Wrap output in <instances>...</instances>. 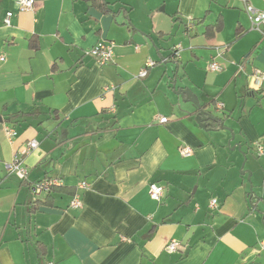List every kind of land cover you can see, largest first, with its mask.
Returning <instances> with one entry per match:
<instances>
[{
    "label": "crops",
    "instance_id": "0c3cea01",
    "mask_svg": "<svg viewBox=\"0 0 264 264\" xmlns=\"http://www.w3.org/2000/svg\"><path fill=\"white\" fill-rule=\"evenodd\" d=\"M17 1L0 0V264H264V33L246 9L264 0ZM104 39L100 64L88 51ZM174 85L222 122L200 124ZM46 177L63 185L36 197Z\"/></svg>",
    "mask_w": 264,
    "mask_h": 264
},
{
    "label": "built area",
    "instance_id": "2783aa9c",
    "mask_svg": "<svg viewBox=\"0 0 264 264\" xmlns=\"http://www.w3.org/2000/svg\"><path fill=\"white\" fill-rule=\"evenodd\" d=\"M18 7L20 10H33L35 8L36 0H18ZM246 9L251 17L252 22V28L258 29L264 33V7L263 8H257L251 4L246 5ZM14 16V11H8L5 15L4 21L7 25H10L12 23V18ZM188 28H191L193 26V23L188 22L187 23ZM113 47L114 42L109 40H101L98 43H96L88 52L100 63L105 64L112 60L113 58ZM182 48V45L179 44L174 47V54L178 55L180 49ZM226 47L216 46V55L215 57L221 56L225 53ZM5 57L3 55H0V59H4ZM157 64V61H155L152 58H149L145 66L140 70L139 76H146L149 71V67L155 66ZM209 68L214 71H220L223 67L220 63H218L216 60H213ZM252 79V88L253 89H259L264 93V70L256 69L251 74ZM113 88V85L106 86L107 90H111ZM217 106L219 108L224 107V103L219 101L217 103ZM112 110L114 111V107H112ZM161 122H165L168 120V117L161 116L160 118ZM5 131L9 138L14 137L17 132L16 130L9 126H5ZM39 145V142L36 139L31 140L28 145L23 149V152L28 154L31 151H33L35 148H37ZM258 149L261 153H264V148L262 145H258ZM180 153L184 156H189L193 153L192 147L188 145H184L180 148ZM8 168L11 172L15 173L18 178H20L23 181H26L29 178V169L24 164L23 159L18 155L15 154L13 160L8 164ZM63 185V181L59 177H46L37 181H34L30 185L31 192L36 196L40 197L44 194L50 193L54 187ZM80 187L85 188L88 186L86 182H81L79 184ZM150 196L156 200L160 201L164 195V186L157 184V183H151L149 188ZM217 199L214 198L211 202V206L216 207ZM83 206V201L80 199L78 194H75L74 198L70 202V207L72 208H81ZM180 247V243L177 239H172L166 246V250L169 252L177 251ZM262 248H264V242H262Z\"/></svg>",
    "mask_w": 264,
    "mask_h": 264
},
{
    "label": "water",
    "instance_id": "95a60500",
    "mask_svg": "<svg viewBox=\"0 0 264 264\" xmlns=\"http://www.w3.org/2000/svg\"><path fill=\"white\" fill-rule=\"evenodd\" d=\"M174 88H175L174 92L176 94H179V95L186 94L188 96V99H186V100H189V101L194 103L195 110L191 114L196 115L198 122L200 124H203L204 122H210V123L222 122L221 117L215 115L213 110L207 109L208 104L200 103L199 99L196 97V95L193 93V91L191 89H189V88H182V89L178 88V89H176L175 85H174ZM0 120H1V117H0Z\"/></svg>",
    "mask_w": 264,
    "mask_h": 264
},
{
    "label": "trees",
    "instance_id": "16d2710c",
    "mask_svg": "<svg viewBox=\"0 0 264 264\" xmlns=\"http://www.w3.org/2000/svg\"><path fill=\"white\" fill-rule=\"evenodd\" d=\"M93 1H96V0H93ZM217 29V27H215Z\"/></svg>",
    "mask_w": 264,
    "mask_h": 264
}]
</instances>
